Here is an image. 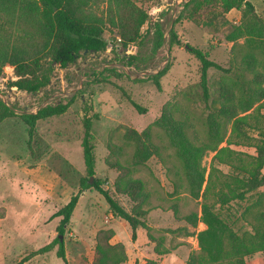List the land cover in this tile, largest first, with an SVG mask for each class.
<instances>
[{
	"label": "rangeland",
	"instance_id": "1",
	"mask_svg": "<svg viewBox=\"0 0 264 264\" xmlns=\"http://www.w3.org/2000/svg\"><path fill=\"white\" fill-rule=\"evenodd\" d=\"M131 1L147 9L149 18L146 27L151 33L148 40L136 42V59L132 63L128 57L131 49L123 53L118 31L106 26L103 36L107 48L104 51L82 56L67 68H56L50 85L36 93L8 87L7 73L0 78V97L17 113L35 112L46 104L74 98L65 115L38 123V135L31 143L33 154L28 148V128L19 118L6 119L0 124V213L5 214L0 220V264H16L27 252L43 247L58 235L60 217L53 215L78 192L80 180L87 176L81 146L84 105H92L90 115H99L98 120H92L91 131L95 159L93 182L94 179L102 180L104 188L129 212L133 208L130 198L114 193V182L119 172L106 164L109 156L107 145L113 142L124 146L119 161L127 164L134 146L123 139L124 127L140 132L151 126L152 139L160 148V157H152L145 165L137 167L133 176L141 179L150 193L145 205L148 210L145 221L155 240H150L143 228L137 230L133 240L129 225L118 218L105 199L91 188L80 196L70 225L62 237L68 263L91 264L96 234L109 228L114 231L112 243L122 244L125 248L128 256L126 264H145L147 259L160 264H186L191 256L200 254L197 234L205 226L199 222L193 227L184 217L200 213L202 199L191 197L174 148L164 132L153 123L159 118L163 106L170 102L176 118L185 123L188 137L197 144L207 142L208 118L218 115L221 86L228 83L236 93L239 89L247 93L252 91V74L239 63L245 52L242 46L244 39H239L236 45L228 41V36L239 22L240 12L233 9L225 18L219 16L212 21L213 15L217 12L218 16L221 10L214 3L204 6L194 20H186L179 15L189 0ZM250 1L264 18V0ZM157 27L164 34L161 42L154 37ZM147 28L142 29V33ZM172 30L181 44L170 41ZM187 45L203 50L210 60L229 70L227 73L215 68L208 70L207 96L200 85V63ZM167 64L171 66L162 78L161 91L151 81L134 82L139 78L146 80ZM96 79L114 84L99 83ZM114 85L123 87L133 101L146 108V112L139 114ZM227 127L229 135L231 124ZM251 131L249 134L256 136V132ZM223 146H226L225 142L220 145ZM233 148L242 155L254 154L251 147ZM213 155L214 152H208L203 160L207 174ZM219 168L224 173L228 171L227 167ZM246 205L247 202L233 203L231 220L236 230L249 229L240 218ZM173 207L177 209L176 215ZM158 242L162 243L161 249L169 252L158 255L155 252ZM57 248L24 264H65L57 257ZM246 261L247 264H264V252L253 254Z\"/></svg>",
	"mask_w": 264,
	"mask_h": 264
},
{
	"label": "trees",
	"instance_id": "2",
	"mask_svg": "<svg viewBox=\"0 0 264 264\" xmlns=\"http://www.w3.org/2000/svg\"><path fill=\"white\" fill-rule=\"evenodd\" d=\"M214 3L221 10L218 16L217 12L213 15L212 21L219 16L225 18L233 9L240 12L239 22L228 36V41L236 45L239 39H244L242 46L245 52L239 63L252 74V91L247 93L244 89H239L236 93L228 83L221 86L218 115L208 118L207 142L197 144L188 137L185 123L176 118L170 102L163 106L153 126L164 132L170 146L174 148L191 197L195 200L202 199L200 213L184 217L193 227L199 222L205 225V229L197 234L200 254L191 256L186 264H247V257L264 252V18L258 14L250 0H189L184 4L179 18L194 20L204 6H212ZM148 18L147 9L131 0H0V78L8 68H12L7 75L8 87L36 93L50 85L56 68H67L82 56L104 51L107 48L103 36L106 26L118 31L123 53L131 49L128 57L132 63L136 59V42L142 43V40L150 37L149 27L142 33V27L147 24ZM154 37L158 42L163 40L164 34L160 27L156 28ZM170 41L181 44L173 30ZM187 48L200 63V85L207 96L208 70L215 68L226 73L229 70L210 60L203 50L190 45ZM234 48L236 50V46ZM170 66L171 64H167L146 80L139 78L134 82L151 81L161 91L162 78L168 73ZM96 82L114 84L103 79H96ZM114 86L139 114L146 112V108L133 101L123 87ZM73 103L74 98H71L66 102L46 104L35 112L17 113L14 107L0 97V124L6 119L19 118L28 128V148L33 154L31 143L38 135V123L65 115ZM82 110L84 134L81 146L87 176L80 180L78 192L53 215L60 217L58 235L43 247L27 252L16 264H24L36 256L52 251L56 246L57 257L69 264L65 241L60 237L65 236L80 196L91 188L105 199L118 218L129 225L133 240L136 239L139 228L147 230L149 239L155 240L145 221L148 214L145 205L150 193L145 183L133 176L137 167L145 165L152 157H160V148L152 139L151 126L140 132L124 127L123 139L134 146L131 160L127 164L119 161L124 146L113 142H108L107 145L109 156L106 164L119 172L114 182V193L130 198L133 208L129 212L104 188L102 180L94 179L90 183L91 177L95 175L94 146L91 144L92 120H98L99 115H90L92 105H84ZM229 124L231 131L227 135ZM250 130L256 132V136L250 135ZM223 142L226 146L220 147ZM234 146L251 147L254 154L242 155ZM208 152H214V155L207 174L203 160ZM219 166L227 167L228 171L222 172ZM246 202L240 218L249 229L236 230L232 224L234 221L231 220L233 203ZM173 211L176 215V207H173ZM4 217V212H1L0 220ZM113 237L114 231L111 228L98 231L91 264L127 263L128 256L124 246L112 243ZM161 248L162 243L158 242L155 246L158 255L169 252ZM145 264L160 263L147 259Z\"/></svg>",
	"mask_w": 264,
	"mask_h": 264
},
{
	"label": "built area",
	"instance_id": "3",
	"mask_svg": "<svg viewBox=\"0 0 264 264\" xmlns=\"http://www.w3.org/2000/svg\"><path fill=\"white\" fill-rule=\"evenodd\" d=\"M146 26H147V24H145V25L142 27V29L144 30L145 28H147ZM118 40L121 42V39H120V38H119ZM11 71H12V68H8V69L5 71V74L7 73V75H8ZM7 75H6V76H7Z\"/></svg>",
	"mask_w": 264,
	"mask_h": 264
},
{
	"label": "water",
	"instance_id": "4",
	"mask_svg": "<svg viewBox=\"0 0 264 264\" xmlns=\"http://www.w3.org/2000/svg\"><path fill=\"white\" fill-rule=\"evenodd\" d=\"M93 182V177H91V179H90V183H92ZM60 239L62 240V236L60 237Z\"/></svg>",
	"mask_w": 264,
	"mask_h": 264
},
{
	"label": "crops",
	"instance_id": "5",
	"mask_svg": "<svg viewBox=\"0 0 264 264\" xmlns=\"http://www.w3.org/2000/svg\"><path fill=\"white\" fill-rule=\"evenodd\" d=\"M204 225V224H203ZM205 226V225H204ZM205 229V228H204Z\"/></svg>",
	"mask_w": 264,
	"mask_h": 264
}]
</instances>
